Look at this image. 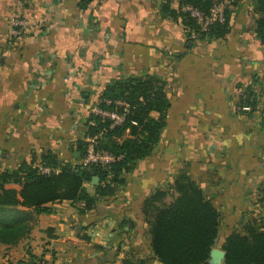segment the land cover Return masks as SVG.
Masks as SVG:
<instances>
[{
  "label": "crops",
  "instance_id": "1",
  "mask_svg": "<svg viewBox=\"0 0 264 264\" xmlns=\"http://www.w3.org/2000/svg\"><path fill=\"white\" fill-rule=\"evenodd\" d=\"M167 1L177 13L178 0H0V170L39 161L44 150L75 162L89 108L116 79L154 75L170 102L159 142L124 185L85 213L48 203L26 238L0 243V264H117L131 250L142 256L140 247L148 255L142 203L181 168L218 209L219 228L261 211L264 115L240 104L247 89L264 98L254 0L230 6L224 36L196 38L164 11ZM15 15L30 26L10 40Z\"/></svg>",
  "mask_w": 264,
  "mask_h": 264
},
{
  "label": "trees",
  "instance_id": "2",
  "mask_svg": "<svg viewBox=\"0 0 264 264\" xmlns=\"http://www.w3.org/2000/svg\"><path fill=\"white\" fill-rule=\"evenodd\" d=\"M207 10L208 0H178ZM239 0H231V5ZM258 14L255 33L264 44V0H254ZM164 11L178 14L183 20L185 34L197 30L194 21L180 10L171 11L170 2ZM230 7L226 21L212 25L200 36H224L228 31ZM253 91L242 94V105L255 108L259 102ZM111 103L100 102L102 108L122 111L114 100H125L128 112L120 125L111 127L108 120L88 115L85 129L77 141L79 157L75 162L60 160L51 150H44L39 161L22 160L13 168L0 170V243L14 245L26 238L34 224L35 214L49 212L48 203L67 200L80 213L93 209L98 200L113 195L124 185V173L132 171L138 160L150 155L166 126L170 106L167 83L154 75L127 76L109 83L101 95ZM93 119L95 126L89 125ZM98 148L110 153L114 160L108 164H83L85 136L98 135ZM39 165L57 168L56 173L42 174ZM98 182L92 184V178ZM9 185H16L18 188ZM87 185L93 188V193ZM170 196L171 200L166 202ZM264 214V195L258 199ZM23 207V208H21ZM256 213L249 216L242 229L225 235L221 248L223 264H264V227L256 222ZM142 213L148 225L149 248L160 264H203L209 258L214 239L218 237L221 215L202 188L187 173L179 169L172 180L155 188L143 201ZM263 218V217H262ZM41 259L30 257L26 264H40ZM123 258L121 264H143Z\"/></svg>",
  "mask_w": 264,
  "mask_h": 264
},
{
  "label": "built area",
  "instance_id": "3",
  "mask_svg": "<svg viewBox=\"0 0 264 264\" xmlns=\"http://www.w3.org/2000/svg\"><path fill=\"white\" fill-rule=\"evenodd\" d=\"M210 2L207 10H203L192 3H183L180 5L179 10L182 13L187 14L197 26V30H193L190 33L192 38H196L200 33L207 32L209 28L216 23H224L226 21V10L231 6V0H208ZM30 26L29 20L22 15H15L11 17L8 21V37L10 40L16 39L22 36V34ZM105 102L107 104L111 103L108 99H98L89 108V115L97 116L102 120H108L111 127L115 125H120L124 122L126 113L128 112V104L125 100L116 99L114 104L121 107L122 111L111 110L102 108L100 102ZM249 108V106H246ZM251 108V107H250ZM255 109H261L264 115V98L261 102L257 103ZM89 125L95 126V121L90 119L88 121ZM98 135L85 136V154L82 159L83 164H108L114 160V157L101 149L98 148ZM38 170L42 174L56 173L57 168L39 165ZM40 264H47L44 260H41Z\"/></svg>",
  "mask_w": 264,
  "mask_h": 264
},
{
  "label": "rangeland",
  "instance_id": "4",
  "mask_svg": "<svg viewBox=\"0 0 264 264\" xmlns=\"http://www.w3.org/2000/svg\"><path fill=\"white\" fill-rule=\"evenodd\" d=\"M171 200V197L170 196H168L167 198H166V202H169ZM261 212V211H260ZM259 212V213H260ZM249 217V216H248ZM248 217H246V218H244V219H242V220H240V223L237 225V227H235V228H233V229H226L224 226L223 227H221V228H219V234H218V237L216 238V240L214 241V243H213V245H212V248H214V247H216V248H220V249H222L221 248V244H222V241H223V239H224V237H225V235L226 234H228L229 232H231L232 230H237V231H239V230H241L242 229V227H243V225H244V223H245V221H246V219L248 218ZM263 217V218H262ZM256 222H257V225L259 226V227H264V214H262V212H261V214L260 215H258V216H256ZM235 223V222H234ZM211 248V249H212ZM143 249V250H142ZM140 253H142V256H135L134 255V251L133 250H131L130 252L129 251H127V252H129L130 253V255H126V257H124V258H128L129 257V259L130 260H132V262L131 263H137V262H139V260L140 261H142V263L143 264H160L154 257H153V255H152V253H151V251L149 252V254L148 255H146L145 253H146V250H145V248L143 247H140ZM149 250H150V248H149ZM143 251V252H142ZM122 261V260H121ZM115 263V262H114ZM114 263H111V264H114ZM117 263V262H116ZM117 264H121V262H119V263H117ZM203 264H223V262H221V263H215L214 262V260H213V258L209 255V258L206 260V262H204Z\"/></svg>",
  "mask_w": 264,
  "mask_h": 264
},
{
  "label": "water",
  "instance_id": "5",
  "mask_svg": "<svg viewBox=\"0 0 264 264\" xmlns=\"http://www.w3.org/2000/svg\"><path fill=\"white\" fill-rule=\"evenodd\" d=\"M97 182H98V177L97 176H94L92 178L91 183L92 184H95ZM215 240H216V238H215ZM224 255H225L224 250L223 249H220V248L214 247L210 251V256L213 258V260H214L215 263H221V262H223L224 261Z\"/></svg>",
  "mask_w": 264,
  "mask_h": 264
}]
</instances>
